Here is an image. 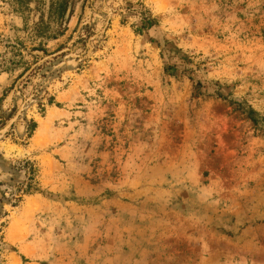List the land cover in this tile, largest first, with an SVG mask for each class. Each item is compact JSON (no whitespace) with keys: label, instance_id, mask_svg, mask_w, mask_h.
Wrapping results in <instances>:
<instances>
[{"label":"rangeland","instance_id":"1","mask_svg":"<svg viewBox=\"0 0 264 264\" xmlns=\"http://www.w3.org/2000/svg\"><path fill=\"white\" fill-rule=\"evenodd\" d=\"M17 111L0 264H264V0H0Z\"/></svg>","mask_w":264,"mask_h":264},{"label":"water","instance_id":"2","mask_svg":"<svg viewBox=\"0 0 264 264\" xmlns=\"http://www.w3.org/2000/svg\"><path fill=\"white\" fill-rule=\"evenodd\" d=\"M19 113L20 112L17 111V114L12 118V120L3 129L0 130V135L3 134L15 122V120L18 117Z\"/></svg>","mask_w":264,"mask_h":264},{"label":"bare ground","instance_id":"3","mask_svg":"<svg viewBox=\"0 0 264 264\" xmlns=\"http://www.w3.org/2000/svg\"><path fill=\"white\" fill-rule=\"evenodd\" d=\"M10 232V231H9Z\"/></svg>","mask_w":264,"mask_h":264}]
</instances>
